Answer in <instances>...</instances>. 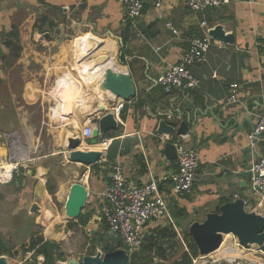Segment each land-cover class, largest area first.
Wrapping results in <instances>:
<instances>
[{
  "label": "crops",
  "instance_id": "1",
  "mask_svg": "<svg viewBox=\"0 0 264 264\" xmlns=\"http://www.w3.org/2000/svg\"><path fill=\"white\" fill-rule=\"evenodd\" d=\"M144 2L143 16L131 23L124 22L125 9L119 0H0V57L10 49L6 42L13 41L21 47L14 38L18 37L19 29L36 27V33H41L43 26L56 28L54 12L49 13L52 8L56 10L55 15L67 16L73 25L84 26L85 33L80 35L79 41L82 52L77 54L75 44L68 45L65 58L71 55V64L56 67L58 74L53 87L62 121L73 123L79 133L82 131L80 125L91 119L90 106H97L98 94L93 92L87 97V103L79 100L78 94L86 92V85H81L77 56L93 52L98 42H102L99 54L113 55L120 61L117 62L119 70L131 73L137 96L123 103L119 132H109L113 137L102 161L87 166L90 196L86 214L92 213L89 223L93 220L105 224L97 220L99 198L110 181L115 163L122 165L126 176L134 183L144 184L154 179L163 183L164 193L170 191L178 161L169 160L158 151L161 143L156 136L157 120L153 114L159 110L190 109L193 115L194 109L199 110L196 124L185 137L175 140L195 149L201 156L192 192L169 199L170 215L177 226L174 230L180 237L183 232H189L193 221L204 220L209 211H217L228 198L249 196V179L244 171L255 159L264 156V133L255 147L250 146L248 139L259 115L264 113V0H231L205 13L192 11L185 0ZM204 20L211 28L221 24L227 33L235 36V44L214 40L205 61L192 68L200 80L199 85L166 93L158 84L159 76L181 59L191 37L206 35L201 25ZM20 36L26 37L25 34ZM87 42L93 51L86 52L83 44ZM124 50L126 63H122L120 57ZM233 85L239 86V101L227 104ZM100 141L91 143L98 146ZM115 141L119 149L113 152L115 156L110 160L109 149ZM22 178L18 179L23 181L19 185L15 181H0V238L3 241H12L17 234L18 230L14 233L11 229L13 225L18 229V212L32 219L30 210L37 202L34 198L43 179L38 174ZM16 186L21 187L17 189ZM47 193L46 188L45 195ZM46 215L51 219H48L50 225L58 220L57 216ZM154 230L156 223L148 226L149 232ZM1 253L6 255L7 251Z\"/></svg>",
  "mask_w": 264,
  "mask_h": 264
},
{
  "label": "rangeland",
  "instance_id": "2",
  "mask_svg": "<svg viewBox=\"0 0 264 264\" xmlns=\"http://www.w3.org/2000/svg\"><path fill=\"white\" fill-rule=\"evenodd\" d=\"M55 11L52 8L49 13L54 12L52 15L58 24L56 28L43 26L41 33H36V27L18 28V37L14 38L22 47L19 54H16L15 46L12 51L9 49L7 54L0 57V160L8 161V144L11 142L25 144L27 159L21 162L23 166H19L20 177L26 179L38 174L46 185L56 189L55 195L48 192V195L39 198L36 194L34 199L40 205V214L30 212L32 219L25 218L22 212H18V229L14 225L11 229L14 233L18 231L12 241H3V238H0V252L7 251L9 264H44L43 256H35V252H25L30 236L35 233L43 234L47 241L58 243L60 250L55 255V264H69L71 260L80 261L86 255L99 252L104 254L108 252L105 248L107 244L109 251L121 247L118 238L107 234L105 224L91 220V227L89 224L69 226L70 222L79 221V218L72 220L66 215L65 204L70 187L75 181L82 179L89 169L69 161L66 138L68 135L79 133V128H75L71 122L62 121L63 115H60V107L55 98L56 90H53V87L58 74L56 67L71 64L72 56L65 58L66 49L69 44L74 46L73 39L83 35L85 27L73 25L69 17L55 15ZM22 34L26 37L20 36ZM36 34L40 35L35 38ZM83 47L86 52L89 49L93 51L89 42L83 44ZM77 57L79 59L82 55ZM81 122H78V125ZM4 133L10 134L11 137L6 138ZM97 140L99 139L84 141L83 146L94 145L91 142ZM21 181L19 180L20 184ZM20 187L16 186L17 189ZM48 210L57 215L58 220L52 225L46 219ZM87 211L88 205L83 214ZM171 226L177 228L176 222ZM93 230L96 231L95 234L92 233ZM183 233L180 237L177 233V244L174 252L169 255V260L159 262L171 264L188 250ZM237 241L233 234L225 235L221 248L207 256L199 255L195 258L197 264H234L230 262L238 260H245L244 262L249 264H264V255L258 252L256 245L244 248L239 246ZM234 247L245 250L246 256L230 252ZM248 254L253 258L248 257Z\"/></svg>",
  "mask_w": 264,
  "mask_h": 264
},
{
  "label": "built area",
  "instance_id": "3",
  "mask_svg": "<svg viewBox=\"0 0 264 264\" xmlns=\"http://www.w3.org/2000/svg\"><path fill=\"white\" fill-rule=\"evenodd\" d=\"M125 9L124 22L135 21L143 16L145 10L144 0H119ZM231 0H185L187 6L194 12L205 13L209 9L219 8L227 5ZM157 6H161L157 3ZM170 25V24H168ZM206 29L205 36H194L189 40L187 50L181 59L171 65L158 78V84L166 93L175 90H187L197 87L200 80L192 71L193 66L201 64L206 59V54L214 44V38L209 34L210 25L206 20L201 22ZM176 32V30H174ZM237 85H233L227 97V104L239 101ZM123 103L116 109L117 116H120ZM120 119V118H119ZM121 121V119H120ZM97 128V121L90 119L82 125L81 137L85 142L94 139V131ZM264 133V113L260 114L258 120L249 133L248 139L250 146L255 147L257 141ZM6 138L11 135L4 133ZM10 136V137H9ZM111 139L100 143L104 151L107 150ZM98 144V143H97ZM178 147V169L172 175V187L169 192L164 193L160 190L159 182L151 180L144 184H136L125 174L121 164L112 165L110 181L101 192L99 198V214L97 220L107 225V234L118 238L121 247L131 254L139 251L143 245L144 233L148 226L156 223L157 226L165 224L175 225L173 217L170 215L169 199L173 195L179 197L190 194L196 181L197 170L201 164V156L193 148L177 144ZM27 147L25 144L11 142L8 144V161L13 165L8 176L0 174L1 182L15 181L19 185L17 176L21 162L27 159ZM4 161L3 159L0 162ZM2 165H0V169ZM249 179V196L243 198L244 206L248 211L264 213V156L255 159L252 164L244 171ZM89 170L80 178V181L88 184ZM86 176V178H85ZM240 196L235 195V199ZM238 242V241H237ZM238 245L240 243L238 242ZM197 264L196 260L193 261Z\"/></svg>",
  "mask_w": 264,
  "mask_h": 264
},
{
  "label": "water",
  "instance_id": "4",
  "mask_svg": "<svg viewBox=\"0 0 264 264\" xmlns=\"http://www.w3.org/2000/svg\"><path fill=\"white\" fill-rule=\"evenodd\" d=\"M209 33L215 40L225 44H235V36L227 33L221 24L210 28ZM113 37L114 35H112ZM111 59L112 56L108 54L97 57V60L103 63H108ZM116 62L119 64V59ZM104 73L101 80H93L90 84H85L86 98L91 97L97 87L98 108L94 112H89L88 115L89 118L97 121L94 139L101 140L100 143L107 142V134L119 128L120 116H117L116 113V109L120 108L119 105L131 102L137 96V86L129 71L109 67ZM102 99L107 101L109 107L102 104ZM198 111L194 109L193 115L190 109L159 110L153 114V118L157 120L156 136L161 143L158 151H161L167 159L174 161L178 159V143L175 140L179 136L185 137L190 127L196 124ZM233 120L236 122L235 118ZM83 142L80 133L67 136L66 148L69 153V161L84 166H93L102 161L106 151L96 148L85 149L82 147ZM162 186L163 183H160V190H162ZM46 188L47 185L44 181L39 183L38 197L42 198L46 194ZM89 196L90 191L86 183L78 180L71 185L65 204L69 219L76 220L81 217L89 202ZM39 209V203L35 202L30 212L40 214ZM95 232V230L92 231L94 234ZM189 234L197 246L200 256H207L220 249L226 234H233L244 248L256 245L258 252L264 255V213L248 211L244 206V199L241 197L224 202L217 211H209L204 220L193 221L189 226ZM151 235V232L145 231L144 239L147 240ZM129 261L130 255L120 247L104 254L99 252L95 255H86L80 261H69V264H128ZM0 264H9L6 255H0Z\"/></svg>",
  "mask_w": 264,
  "mask_h": 264
},
{
  "label": "trees",
  "instance_id": "5",
  "mask_svg": "<svg viewBox=\"0 0 264 264\" xmlns=\"http://www.w3.org/2000/svg\"><path fill=\"white\" fill-rule=\"evenodd\" d=\"M44 19H47V16H43ZM42 18V19H43ZM6 46L11 50L16 46L13 41L6 42ZM16 54H19L21 47H17ZM121 62L126 63L125 50L121 52ZM113 135L108 133L106 138L110 139ZM119 149V143L117 141L113 142L112 146L109 149V159L113 160L116 152ZM22 169V168H21ZM22 177V176H21ZM17 176V178H21ZM48 192L55 195L56 189L52 186L47 185ZM233 200V198H228L227 201ZM91 214H82L79 217V221L70 222L69 226L74 227L75 225L87 226ZM107 228V226H106ZM184 241L188 250H185L182 253V256L179 259L174 260L171 264H193V261L196 257L199 256V251L195 243L193 242L189 232H184ZM178 234L174 228L170 226H157L156 230L152 233L147 240L143 242L141 249L130 256V261L128 264H162L163 261L169 260V255L174 252L175 245L177 244ZM118 244V243H117ZM121 246V244H120ZM109 251L108 244L105 247ZM95 248H93L94 250ZM60 247L58 243L45 240L43 234H34L28 246L25 247V252H35V256H44V264H55L56 253H59ZM2 253L0 252V255ZM41 259V257H40ZM158 259V260H157ZM162 261V262H159Z\"/></svg>",
  "mask_w": 264,
  "mask_h": 264
},
{
  "label": "bare ground",
  "instance_id": "6",
  "mask_svg": "<svg viewBox=\"0 0 264 264\" xmlns=\"http://www.w3.org/2000/svg\"><path fill=\"white\" fill-rule=\"evenodd\" d=\"M95 36H97V35H95ZM81 38H82V36H78V37H76L74 39L75 40L74 41V43H75V51H76L77 54L82 52L81 42H79ZM98 38H100V37H98ZM98 43H99L98 47L95 48V50L93 52H90L89 54H86V55H84V56H82L81 58L78 59V61L80 62L79 63V65H80L79 69L83 70V71L80 70V75L82 76L81 77V85H83V86L85 84H87V85L90 84V82H92L93 80H97V81L101 80L103 78L104 74H105L104 72L109 67L110 68H118L119 69L115 57H112V59L108 63L99 62L97 60V57H101V56L106 55V54H99L98 51L100 49H102V42H98ZM72 89H71V91H72ZM74 91H75V89H74ZM94 92L95 93L98 92L97 91V87L94 89ZM85 94H86L85 90L79 92L78 98H79L80 101H84V103H87V98L85 97ZM102 104L105 105L106 107H109V105L107 104V101H104L103 99H102ZM96 108H98V107L97 106H90V110L89 111L94 112L96 110ZM89 111H87V112H89ZM83 145H85V143L82 144V147L85 148V149H89V148L101 149L102 148V145L101 146L100 145H98V146L94 145V146H87V147H84ZM3 160L4 161L0 162V165H2V168L0 169V174H3L4 173L3 170H5V175H1L2 177H5V176L9 175V172L12 170L13 165L10 162L6 161L5 159H3ZM47 214L50 217L57 216L56 214L52 213L51 210H48ZM66 215H67V218H69L68 217L69 215L67 214V211H66ZM46 219L48 220L47 216H46ZM226 236H227V234H226ZM230 252H237L238 254H241L240 256H246L245 255L246 251L245 250H241L238 247L232 248ZM248 257L253 258L249 254H248ZM244 261L242 260V262H240L238 260V261H231V262L229 261V262L230 263L246 264Z\"/></svg>",
  "mask_w": 264,
  "mask_h": 264
}]
</instances>
